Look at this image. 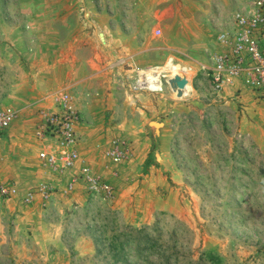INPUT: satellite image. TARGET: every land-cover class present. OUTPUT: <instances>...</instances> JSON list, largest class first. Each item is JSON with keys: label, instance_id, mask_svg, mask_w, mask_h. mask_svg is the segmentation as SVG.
Returning a JSON list of instances; mask_svg holds the SVG:
<instances>
[{"label": "rangeland", "instance_id": "obj_1", "mask_svg": "<svg viewBox=\"0 0 264 264\" xmlns=\"http://www.w3.org/2000/svg\"><path fill=\"white\" fill-rule=\"evenodd\" d=\"M250 4L0 0V111L17 115L0 131V264H264V94L238 81L227 95L202 68ZM169 59L190 72L182 97L167 68L161 88L146 87ZM75 63L97 75L66 88ZM64 90L100 169L82 166L112 186L110 198L82 177L73 189L49 177L47 197L27 184L30 161L15 145L40 157L57 144L38 137V111L22 112Z\"/></svg>", "mask_w": 264, "mask_h": 264}, {"label": "built area", "instance_id": "obj_2", "mask_svg": "<svg viewBox=\"0 0 264 264\" xmlns=\"http://www.w3.org/2000/svg\"><path fill=\"white\" fill-rule=\"evenodd\" d=\"M236 26L233 33H223L221 40L226 44V50L213 57L212 63L203 64L202 68L212 80L218 90L228 84L240 81L250 89L264 94V0H251L249 9L237 11ZM146 81V79H145ZM150 89H155L149 82ZM141 82L138 85L141 87ZM59 110L46 113L45 121L39 125V138L51 137L55 140L58 152L42 151L40 157L46 159L50 166L59 170L68 169L78 158V135L76 126L80 120V113L70 104L67 97H63ZM16 111L5 109L0 111V131H4L16 119ZM113 160L118 161L117 152L111 154ZM59 162L61 163L59 165ZM80 177L84 180L88 190L93 194H103L110 198L113 195L112 186L92 173L88 165L81 167ZM73 182L68 184L73 189ZM3 193L7 192L0 186ZM39 191L44 197L50 192V187L41 185ZM30 200L33 197L31 193Z\"/></svg>", "mask_w": 264, "mask_h": 264}, {"label": "crops", "instance_id": "obj_3", "mask_svg": "<svg viewBox=\"0 0 264 264\" xmlns=\"http://www.w3.org/2000/svg\"><path fill=\"white\" fill-rule=\"evenodd\" d=\"M91 66L92 65L90 64H81V63L76 64L75 63V65L72 66V69L70 71L68 70V72L66 73V79H65L67 80L66 82L67 85H65L66 88L68 87L72 88L74 86L84 85L86 82L88 83V81H90L91 78L94 77V75H97V72L92 71L90 69ZM234 85L235 84H228L224 87L225 93L227 95H230L233 93ZM65 91L67 90H64L61 92H55V95L53 93L51 95L46 96L40 103H38L39 108L38 107L28 108L22 112L23 116H26V114H32L35 111H38V114H36L35 117L39 118L38 119L39 125H41L45 121L46 113L55 112L61 107V106L59 107V103L63 97H67V100L69 101V94ZM63 92H65V95H62L64 94ZM78 128L84 133L85 138L79 144H77V150H78L79 156L75 160L74 164L68 169L59 170L58 168L55 169L51 167L46 159L37 157L36 148L32 147L31 149H29L27 143L15 145V148H16L15 152L18 155L22 156V159H25L28 162L30 161L29 165H30L31 170L25 169V171L27 175L32 173L31 175L33 176L28 178L27 184H33L37 182L36 185H41V184L51 185L53 182L61 187H64L67 185V183L74 182L75 187L77 186L79 188L80 184L82 183V179L80 178L79 174L81 172V167L83 164L89 163V165L95 168V170L100 169V166H98V164L96 163L98 162V159H97L98 156L95 153L96 148L93 142V136L91 135V133H89V131L86 129L85 126L79 124L77 125L76 129ZM32 131L33 129L31 128V133ZM28 135H30V133ZM24 140L25 139H22V141ZM47 147H51L50 149V151H52L51 153H54L58 148L57 147L53 149L54 147L53 145L52 146L44 145L41 149L47 148ZM60 164L61 163L59 162V165ZM54 174H56V176ZM49 177H51V179H54V180L52 182L49 181L51 180ZM112 180H116V179L112 178ZM12 191L17 194L19 190L17 187L16 188L14 187V190ZM84 244L85 246L83 247L84 249L83 253H87L90 251L89 245H87V241ZM86 248H88V250H86Z\"/></svg>", "mask_w": 264, "mask_h": 264}, {"label": "bare ground", "instance_id": "obj_4", "mask_svg": "<svg viewBox=\"0 0 264 264\" xmlns=\"http://www.w3.org/2000/svg\"><path fill=\"white\" fill-rule=\"evenodd\" d=\"M157 68V67H156ZM156 68H152L151 70L149 69L148 71V78L149 81H153L152 83V87L155 89L161 88V83L159 80V74L162 70H165V68H167V70H171V72L173 71V73L175 75H180V76H187V78H190V72L187 71L186 72V68L183 67L182 65L179 64H175L172 62V59H169L167 64L164 67H158V69ZM155 69L157 70V73L155 72ZM153 72H155L156 74L153 75ZM190 90L189 84L185 89V93L188 92Z\"/></svg>", "mask_w": 264, "mask_h": 264}, {"label": "water", "instance_id": "obj_5", "mask_svg": "<svg viewBox=\"0 0 264 264\" xmlns=\"http://www.w3.org/2000/svg\"><path fill=\"white\" fill-rule=\"evenodd\" d=\"M169 83L174 92L177 93V96L182 97L184 96L185 89L189 84V79L186 76L176 75L169 80ZM151 124L155 125L157 128L162 125V123L159 122H151Z\"/></svg>", "mask_w": 264, "mask_h": 264}]
</instances>
